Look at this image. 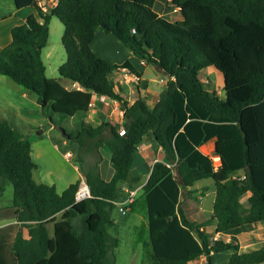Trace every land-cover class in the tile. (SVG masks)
Here are the masks:
<instances>
[{
    "label": "trees",
    "instance_id": "16d2710c",
    "mask_svg": "<svg viewBox=\"0 0 264 264\" xmlns=\"http://www.w3.org/2000/svg\"><path fill=\"white\" fill-rule=\"evenodd\" d=\"M162 1L179 7L182 18L161 15L156 0H58L48 10L40 0H15L17 7L35 11L12 27L10 42L0 49V74L33 91L43 115L57 127L62 129L57 116L75 118L66 136L79 144L91 193L76 200L82 178L62 191L38 182L30 139L0 117V195L11 181L9 207L20 222L11 246L17 264H116L119 237L110 231L112 213L116 202L128 197L123 184L133 190L144 182L132 165L147 134L162 146L166 160L154 163L126 208L147 214L150 264H189L203 254L214 264L213 253L230 250L217 264L264 262V245L240 252L236 236L214 238L206 230L264 223V0ZM53 15L64 24L67 53L58 71L81 88H67L46 73L42 53ZM99 29L168 76L153 108L141 94L133 102L122 95L113 73L119 67L139 72L129 59L114 63L93 49ZM208 66L222 72L224 96L202 80ZM102 94L125 110L124 134L109 121L95 125L86 118L90 101ZM210 140L221 158L218 166L201 149ZM103 144L112 150L110 180L101 174ZM208 177L216 187L212 214L203 221L190 219L181 202L194 195L196 181Z\"/></svg>",
    "mask_w": 264,
    "mask_h": 264
},
{
    "label": "crops",
    "instance_id": "0c3cea01",
    "mask_svg": "<svg viewBox=\"0 0 264 264\" xmlns=\"http://www.w3.org/2000/svg\"><path fill=\"white\" fill-rule=\"evenodd\" d=\"M5 1L11 6L10 9L12 10L10 14L15 15L19 18V22H17V24L22 23L26 19V16L28 14H24L23 12L24 9L17 7L15 0H5ZM57 1L58 0H40V3L42 4L44 10H48L47 4L49 3V5L51 4V6H53L54 4H56ZM0 2L2 3L3 1L0 0ZM156 10L161 15L171 20L182 18V14L180 12L179 7L170 8L164 3V7H162L161 10H158V9ZM7 15H8L7 12L4 10H1V7H0V20L5 19ZM17 24H14L13 26ZM13 26L9 28L10 38H11V29ZM98 32H96V34H99ZM95 38H96V35H95ZM94 40H93V43H94ZM9 42L10 41H7L2 46V48L5 45H7ZM93 43H92V46H93ZM115 44L117 46L119 45L117 41H115ZM119 49L120 50L119 51L117 50V53L114 56L112 55V57H114L112 62L122 63L123 61L129 59L134 64V66L139 72V75L131 71L126 72L124 70H116L113 73L114 79L117 80V82H119L122 85V88H123L122 95L130 102H133L141 94L145 97V100L147 104L149 105V107L153 108L155 104L157 103L158 99L160 98L161 91L152 90V88H150L148 84V79L144 78V71H145V68H146L145 66L147 65V63L141 58H139L137 55H135L130 49H128V51H126L123 47H119ZM155 67L157 66L155 65ZM158 69L161 70L160 68ZM134 75L139 76L140 80L139 81L133 80ZM130 78L132 80H128ZM57 79L60 80L61 82H64V85L70 89L82 87L78 82H74L62 76L58 77ZM167 80L164 81L165 87H166ZM202 80L206 84H208L210 81H212V78L210 77V75H208L206 77H202ZM211 85H208V86H211ZM211 89H214V88L211 87ZM97 98L98 96H96L94 99H97ZM109 101H110L109 102L110 104L105 105V104H102L97 99V104L95 105V107L90 108V110L88 111L86 115V118L95 125L99 124L102 121H109L110 123H113V124L119 123L122 118L121 113H120V108H121L120 102L118 100L116 101L109 100ZM36 108H40L41 110V103H40L38 96L33 91L17 83L11 77L4 75V74H0V117L2 119L7 120L13 127H15L17 130H19L21 133L25 135L27 133H31L29 132L30 130L37 129L38 131L37 137L30 140L32 144V150H31L32 157L38 165V167L35 169V171L38 173V178H39V180L37 181L38 182L43 181V182L55 184L57 187V190L62 191L71 182H74L76 179H78V176L80 175L79 174L80 169L78 168V165L73 164L71 173L67 174V173L60 172L56 174L55 176H54L55 171L53 172L51 170V171L45 172L43 169H41L40 163L35 159V156L39 159L42 155V154L40 155V151L48 152V150H52V149L55 150L59 146L56 142H53L49 136H47L52 130L56 129L57 126L51 123V121L46 116H44L43 113L41 114L40 111L37 112L38 109ZM33 123L38 124V126L34 127ZM47 137H49L48 138L49 140L46 139ZM104 145H107L110 148L108 144H103L100 147L102 155H103L102 147ZM215 147H216L215 140H210L206 142L205 144H203L201 146V149L205 153L210 154L213 157L215 165L218 166L221 163V158H220V155L216 152ZM35 148L38 149L37 153H39V155L35 154V151H34ZM109 150H110V153L107 149H105V153H106L105 161L103 160L104 159V156H103V159L100 163L101 174L105 180H110L114 174V168L111 163L112 150L111 148ZM65 156H66V153H65ZM72 157L69 158L66 156L67 159L65 160H68V159L71 160ZM157 160L165 161L166 153L164 149L162 148V146L157 143L155 137L152 134H147L138 145V152L133 162L132 170L134 173L140 174L143 177L144 182H145L150 176L153 165ZM81 178L83 179L84 177L82 176ZM208 178H211V177H208ZM196 182L193 184V186H191V188L195 189V191H199L197 188L202 187L204 192L206 193L209 189H211L212 187L214 188L215 186V181L214 183L211 182L212 184L204 183L200 185H197ZM142 184L134 189H137L140 191V187L142 186ZM58 187H61V189H59ZM123 187L125 190L128 189V187H126L125 184H123ZM211 194H213V197L211 199L212 209H210L208 212L210 214L203 216V218H200L198 221H203L209 218L212 214L213 203H214L215 196H216V187H215V190L211 191ZM192 198L196 199L197 197L196 195L195 196L193 195ZM192 198L183 200L181 202V205L186 211V214L190 217V219L196 220L194 214L189 211V208L187 206L188 200ZM196 202L198 203L199 207L198 208L194 207L193 209L202 210L201 203L198 202L197 199H196ZM193 203L194 204L192 205H195V201ZM56 218L57 219L60 218V213L56 215ZM10 223H11L10 225L15 226V229H16L15 235H16L20 227V222L15 218ZM53 224H54V221L49 223V226L53 227ZM214 228H215V225H209L206 227V230L211 232L214 238H224L225 240H231L232 236H236L240 243V248H239L240 252L252 251L264 245V223L263 222L245 223L241 226L235 227L228 231L216 232V233L214 232ZM231 253H232L231 250L213 253L212 254L213 263L217 264L223 260L228 259ZM189 264H207V255L203 254L199 256L198 258L191 260Z\"/></svg>",
    "mask_w": 264,
    "mask_h": 264
},
{
    "label": "rangeland",
    "instance_id": "374dc122",
    "mask_svg": "<svg viewBox=\"0 0 264 264\" xmlns=\"http://www.w3.org/2000/svg\"><path fill=\"white\" fill-rule=\"evenodd\" d=\"M2 1V3L0 2L1 10L6 11L8 15L5 19L0 20V49L7 41H10L11 39L9 28L19 22V18L17 16L10 14L12 10L10 9L11 6L5 0ZM47 5L49 9L51 4L49 5L48 3ZM155 7L156 9L161 10L162 7H164V3L160 0H156ZM22 9H24V14H29L35 11L34 7L32 6L22 7ZM98 31L97 32L99 34H96L93 48L100 56L112 61L114 59L112 55L114 56L117 53V50H120L119 47H123L126 51H128L129 48H127L114 34L108 33L103 29H99ZM63 32V22L58 16L53 15L50 20V35L48 43L43 48L42 55L46 65L47 75L56 79L60 77V73L58 71L60 64L65 62L67 58V53L62 42ZM115 41L119 43L118 46L115 44ZM145 67L144 78L148 79L150 88H152V90H160L162 92L165 89L164 81L168 79V76L164 74L162 70H159L157 67H155L153 63H147ZM201 75L202 77L210 75L212 81H210L208 85H212L209 86V88L212 87L218 92L220 91L221 96H224L225 91L223 89L224 79L222 72L217 70L214 66H208L201 71ZM62 84H64V82H62ZM36 109H38L37 112L40 111L42 114V110H40V108ZM57 117L59 119V124L64 129H70L75 123L74 117H62L61 119L59 118L61 116ZM33 126H38V124L33 123ZM29 132L31 133H27L26 136L30 138V140L37 137V129L30 130ZM47 136H49L53 142H56L59 147L55 150H48V152L40 151V155H42L39 159L35 156V159L40 163L41 169H43L45 172L51 170L53 172L55 171V176L60 172L67 174L71 173L73 164H76L80 169V175L78 176V179H80L83 176V171L81 162L79 161L80 152L78 142L76 140L69 139L59 127L52 130ZM49 137L46 139L49 140ZM103 147L110 153V148L107 145H104ZM103 147V160L105 161L106 153ZM37 150L38 149L35 148V154L39 155ZM67 151H70L73 154L71 160H65L67 159L65 156ZM34 177L36 180H39L38 173L36 171H34ZM211 182L214 183L212 178H205L197 181L196 184L200 185ZM58 188L61 189V187ZM197 189L199 191H196L194 196L196 195L198 202H200L201 199L202 210L193 209L194 207H199L196 199L192 198L193 196L186 197L184 200L192 198L188 200L187 206L189 211L194 214L196 220H199L200 218H203V216L210 214L208 212L210 209H212L211 199L213 197L211 191L215 190V186L214 188L212 187L209 189L206 193L202 187H198ZM13 199L14 187L11 181H7L5 184V190L3 194L0 195V264H17L16 256L11 248L16 230L14 225H10V222L15 219L13 216V208L9 207L12 204ZM194 201L195 205H192L194 204ZM112 216L115 220V225L110 228V231L119 237V243L115 249V253L117 255L116 264H150V259L152 258V248L148 240L149 232L146 212L131 211L127 206V212L122 213L119 210V207L116 206L113 210ZM49 227L51 235L54 236L53 227ZM260 264H264V262Z\"/></svg>",
    "mask_w": 264,
    "mask_h": 264
},
{
    "label": "built area",
    "instance_id": "2783aa9c",
    "mask_svg": "<svg viewBox=\"0 0 264 264\" xmlns=\"http://www.w3.org/2000/svg\"><path fill=\"white\" fill-rule=\"evenodd\" d=\"M133 30L135 31V29H133ZM117 70H124V71H126V72H129V71H130L127 67H119ZM126 78H127V77H126ZM128 80H132V79L130 78V79H128ZM133 80H135V81H139V80H140V77L137 76V75H134ZM97 99H98L102 104H105V105L110 104V103H109V102H110L109 100L116 101L115 98L110 97V96H108V95H104V94L99 95ZM97 99H93L92 101H90L89 106H90L91 108H92V107H95V105L97 104ZM120 113H121L122 118H121L120 122L117 123L116 125H117V127L119 128V132H120L121 134H124V133H125V127L123 126V123H124V121H125V110L122 109V108H120ZM66 156L70 158V157L73 156V154H72L70 151H67V152H66ZM126 191L129 192L128 197H127L125 200H123V201H117V202H116V203H117V206L119 207V210H120L122 213H126V212H127L126 204H127L128 202L132 201V200L134 199L136 193H137V189H133V190H128V189H126ZM90 195H91V193H90L89 185H88V183L85 181V179L83 178V179L81 180L80 187H79V189H78V191H77V194H76V200H77V201H80V200H82V199H84V198H86V197H88V196H90ZM200 203H201V199H200Z\"/></svg>",
    "mask_w": 264,
    "mask_h": 264
},
{
    "label": "water",
    "instance_id": "95a60500",
    "mask_svg": "<svg viewBox=\"0 0 264 264\" xmlns=\"http://www.w3.org/2000/svg\"><path fill=\"white\" fill-rule=\"evenodd\" d=\"M62 131H63V133L66 135V131H65V129H64V128H62Z\"/></svg>",
    "mask_w": 264,
    "mask_h": 264
}]
</instances>
